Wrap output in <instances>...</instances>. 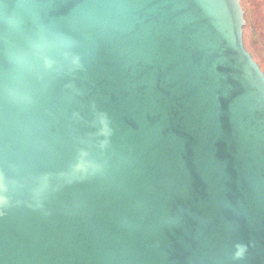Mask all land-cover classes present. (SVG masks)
<instances>
[{"label": "water", "instance_id": "95a60500", "mask_svg": "<svg viewBox=\"0 0 264 264\" xmlns=\"http://www.w3.org/2000/svg\"><path fill=\"white\" fill-rule=\"evenodd\" d=\"M240 0H0V264H264V71Z\"/></svg>", "mask_w": 264, "mask_h": 264}, {"label": "rangeland", "instance_id": "374dc122", "mask_svg": "<svg viewBox=\"0 0 264 264\" xmlns=\"http://www.w3.org/2000/svg\"><path fill=\"white\" fill-rule=\"evenodd\" d=\"M247 10L244 43L256 59L264 65V0H243Z\"/></svg>", "mask_w": 264, "mask_h": 264}, {"label": "flooded vegetation", "instance_id": "af4514ba", "mask_svg": "<svg viewBox=\"0 0 264 264\" xmlns=\"http://www.w3.org/2000/svg\"><path fill=\"white\" fill-rule=\"evenodd\" d=\"M240 3H241V5H242V8H243V10H244V18H245V21H246V23H247V10H246V8H245V6H244V3H243V0H240ZM245 27V26H244ZM243 31H244V28H243Z\"/></svg>", "mask_w": 264, "mask_h": 264}, {"label": "trees", "instance_id": "16d2710c", "mask_svg": "<svg viewBox=\"0 0 264 264\" xmlns=\"http://www.w3.org/2000/svg\"><path fill=\"white\" fill-rule=\"evenodd\" d=\"M244 45H245V43H244ZM245 47H246V45H245ZM246 49H247L248 51H250L249 48L246 47ZM250 53L252 54L253 58L258 62V64L260 65L261 69L264 71V65L261 64V62H259V61L256 59V57L254 56V54H253L251 51H250Z\"/></svg>", "mask_w": 264, "mask_h": 264}]
</instances>
